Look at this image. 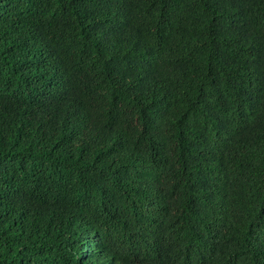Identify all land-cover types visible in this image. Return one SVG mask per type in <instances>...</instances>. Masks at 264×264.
I'll return each mask as SVG.
<instances>
[{
  "label": "trees",
  "instance_id": "1",
  "mask_svg": "<svg viewBox=\"0 0 264 264\" xmlns=\"http://www.w3.org/2000/svg\"><path fill=\"white\" fill-rule=\"evenodd\" d=\"M0 264H264V0H0Z\"/></svg>",
  "mask_w": 264,
  "mask_h": 264
}]
</instances>
